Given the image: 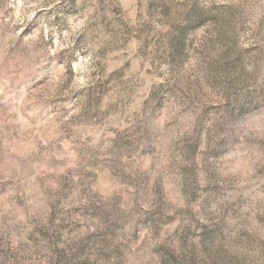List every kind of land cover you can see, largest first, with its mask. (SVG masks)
<instances>
[{"label": "clouds", "instance_id": "clouds-1", "mask_svg": "<svg viewBox=\"0 0 264 264\" xmlns=\"http://www.w3.org/2000/svg\"><path fill=\"white\" fill-rule=\"evenodd\" d=\"M0 264H264V0H0Z\"/></svg>", "mask_w": 264, "mask_h": 264}, {"label": "rangeland", "instance_id": "rangeland-1", "mask_svg": "<svg viewBox=\"0 0 264 264\" xmlns=\"http://www.w3.org/2000/svg\"><path fill=\"white\" fill-rule=\"evenodd\" d=\"M21 147H22L24 150H27V149L30 147V145L24 144V145H21Z\"/></svg>", "mask_w": 264, "mask_h": 264}]
</instances>
